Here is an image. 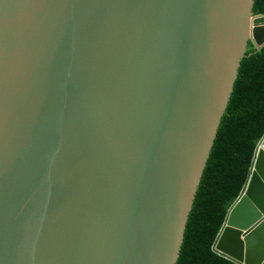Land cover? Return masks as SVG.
I'll list each match as a JSON object with an SVG mask.
<instances>
[{
	"label": "water",
	"instance_id": "water-1",
	"mask_svg": "<svg viewBox=\"0 0 264 264\" xmlns=\"http://www.w3.org/2000/svg\"><path fill=\"white\" fill-rule=\"evenodd\" d=\"M256 0H0V264H178ZM264 264V136L214 245Z\"/></svg>",
	"mask_w": 264,
	"mask_h": 264
},
{
	"label": "trees",
	"instance_id": "trees-1",
	"mask_svg": "<svg viewBox=\"0 0 264 264\" xmlns=\"http://www.w3.org/2000/svg\"><path fill=\"white\" fill-rule=\"evenodd\" d=\"M254 13L264 15V0ZM188 221L178 264H237L214 245L248 179L264 136V47L249 42Z\"/></svg>",
	"mask_w": 264,
	"mask_h": 264
}]
</instances>
